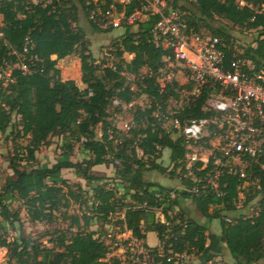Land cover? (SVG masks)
<instances>
[{
	"label": "trees",
	"instance_id": "1",
	"mask_svg": "<svg viewBox=\"0 0 264 264\" xmlns=\"http://www.w3.org/2000/svg\"><path fill=\"white\" fill-rule=\"evenodd\" d=\"M167 1L170 7H179L184 13L188 31L204 35L206 33L202 28L206 27L212 35L229 42L232 38L228 31L223 26L214 27L210 23L216 18L257 31L254 43L243 49V55L257 68H264V13H257L247 5L264 6V0H244L247 4L243 6L237 0ZM77 4L93 30H111L112 26L101 28L91 20L92 0H44L38 3L31 0H0V13L3 15L0 57L6 54L7 44L11 48L21 49L24 39L28 38L34 45L32 53L40 59L35 60L30 74L15 70L14 81L6 88L0 87V133L7 132L9 128L8 133L13 134V141L28 139L24 146L16 144L22 152L18 151L10 158L13 177L0 191V245L7 249L5 264H103L102 259L106 257L109 244L89 227L94 220L102 225L111 224L109 215L117 213L119 209H123V217L115 226L131 230L132 235L139 239H145L146 233L153 231L165 250L170 248L172 252L196 253L208 264L213 258L211 249L215 244L217 247L223 244L233 258L232 264H257L264 259V206L258 215L234 217L231 222L223 219L225 212L234 208L232 198L236 196V178H222L226 187L222 188L224 193L220 196L213 190H201L199 195L182 191L178 194L175 191L176 197L170 198L172 189L146 181L144 172L150 169L164 171L163 166L150 159L157 157V146L168 149L169 159L177 167V162L184 159L181 139H171L155 119L148 118L151 109L136 108L133 117L136 126L128 133L114 129L112 119H109L111 96L125 103L134 97L121 72L136 75L142 67L155 69L166 52L150 41V29L158 16L129 25L126 32L113 41L120 60L114 67L101 69L89 52L84 33L74 28L78 17ZM136 7L137 2H132L126 7L125 14L129 15ZM122 23L125 25L124 21ZM75 52L80 60L83 88H79L73 79L61 78L57 66L58 60ZM125 52L133 54L130 60L122 57ZM53 55L55 58H52ZM144 81L147 85L141 93L156 95L158 101L164 99L156 93L153 78ZM200 102L198 100L195 106L183 111L181 117L206 116L200 110ZM13 114L19 116V122H11ZM145 117L148 120L145 121ZM97 126L101 129L100 136L96 134ZM50 136L62 137L61 158L49 167L39 166L34 163L35 152L40 146L48 144ZM76 143H80L86 156L81 161L70 159ZM136 148L142 154L137 155ZM115 161L119 162V166L114 167L116 178L126 183L122 186L121 195L117 194L112 184L107 186L103 177L93 173L94 166L109 165ZM64 168L73 169L78 177L92 186L90 197L93 201L88 212L80 215L66 212L70 201L88 207L89 198L82 196L80 185L77 191L66 178L60 177V171ZM252 169L255 176L264 175V171L259 172L255 164ZM182 179L185 184H192L190 179ZM261 191H264V179L260 190L249 196L247 201ZM158 193L159 196L156 195ZM126 198L130 202H126ZM184 198H190L197 211L208 220L220 218V233L208 237L207 226L184 218V213L178 210L177 214L168 215ZM12 200L21 203L32 221L52 222L57 217L56 213L60 212L70 220V227H75V231L44 232L42 236L50 235L47 241L51 245L25 237L20 227L19 234L8 239L6 226L14 227V223L20 221V208H10ZM144 203L152 209L163 204V212L171 222L169 231H166L164 224L155 221L154 212L141 207ZM207 239L210 242L205 246ZM162 259L164 264H172L167 263L164 257ZM106 264L139 263L110 257Z\"/></svg>",
	"mask_w": 264,
	"mask_h": 264
},
{
	"label": "built area",
	"instance_id": "2",
	"mask_svg": "<svg viewBox=\"0 0 264 264\" xmlns=\"http://www.w3.org/2000/svg\"><path fill=\"white\" fill-rule=\"evenodd\" d=\"M134 1L138 7L126 15V7ZM237 2L240 6L247 4L244 0ZM92 3L94 7L90 18L101 28L119 27L122 21L137 25L147 17L158 16L150 29V41L166 51L155 69L142 67L136 75L121 72L134 97L128 103L117 98L112 103L126 108L138 95L149 99L143 107L151 109L148 118L155 119L171 139H181L184 159L177 162V167L172 163V170L182 171V177L192 181V184L184 185L186 192L199 195L201 190H213L220 196L224 193L222 188L226 187L222 178H236L238 185L236 196L232 198V212L238 214L225 216V222H231L234 217L245 218L262 212L264 191L250 201L247 198L260 190L264 179V175L255 176L252 169L255 164L259 172L264 171V68H257L246 58L243 49L238 48L233 39L225 42L212 34L188 31L184 13L179 7H170L167 0H92ZM247 5L257 13H264L263 5ZM33 47L28 38L24 39L21 49L7 44L6 54L0 57L1 88L14 81L15 70L22 74L32 72L31 66L35 60H40L32 53ZM146 78H153L156 93L164 99L158 101L156 95L141 93L147 85ZM198 100L201 101L200 110L206 116L182 118V112L195 106ZM148 118L145 117V121ZM135 126L134 121L126 123L122 132L128 133ZM136 153L142 154L139 148H136ZM175 191L171 190L170 198L176 197ZM156 195L159 196V193ZM97 204L98 201L95 202ZM141 207L154 212L155 221L164 224L169 231L171 222L163 212V204L154 209L148 208L145 203ZM168 215L172 216L171 212ZM112 216L111 213L108 219ZM106 227L109 228L105 235L107 240L112 236V225ZM115 228L119 230L117 236L129 233L126 239L130 253L124 261L164 264V257L167 263L189 262L190 253L186 251L165 250L159 242L151 249L143 239L133 236L131 230L119 225ZM102 237L99 234L101 240ZM6 255L7 249L0 245V264H5ZM110 257L109 247L105 262ZM207 263L211 264V261Z\"/></svg>",
	"mask_w": 264,
	"mask_h": 264
},
{
	"label": "rangeland",
	"instance_id": "3",
	"mask_svg": "<svg viewBox=\"0 0 264 264\" xmlns=\"http://www.w3.org/2000/svg\"><path fill=\"white\" fill-rule=\"evenodd\" d=\"M34 1V0H31ZM35 1H44V0H35ZM45 1H51V0H45ZM257 5V4H256ZM78 8V17L77 21L74 23V28L81 30L84 33L85 39L87 41V45L89 48V52L92 55V58L95 60L97 64H99V68H104L105 66H112L114 67L118 61L120 60L116 54L115 47L113 45V41L115 39H118L122 34L126 32V30L130 27L128 24L123 23L119 27H112L110 31L104 32V31H95L92 29L90 24L88 23L87 19L82 15L81 13V7L79 4H77ZM189 14V12H187ZM3 15L0 13V26L3 24ZM210 23L214 27L223 26L225 30L228 31L230 34V38H232L235 41V44L238 46V48L245 49L246 46L251 45L254 43V40L256 36L258 35L257 31L254 29H248L245 27H239L232 25L230 22H228L225 19L222 18H216L214 21H210ZM132 29V26H131ZM202 31L206 34H211V31L208 30L206 27L202 28ZM133 54L124 53L123 58L125 60H130L132 58ZM52 58H54L52 56ZM57 66L60 68V75L63 79H73L75 80L76 84L79 88H83L84 85L81 83L80 80V60L78 58L77 52L62 58L57 61ZM115 99V97H110V105L108 108V112L110 114L109 119H112L113 126L122 127L120 130L114 127V129L119 131H124V124L130 123L133 120L134 112L136 111L137 107H145L149 103V99L145 95H138L136 98H134L132 105L126 108L116 106L112 103V101ZM19 122V116H16L15 114L12 115L11 122L15 123ZM112 126V127H113ZM10 132V129L8 128L7 132L0 133V191L3 190L7 180H9L11 177H13V171L10 168L9 160L10 158L16 154L18 151H21V148L18 147L16 144H20V146H24L28 139L25 138H18L15 141H13L11 138L13 134L8 133ZM10 134V135H9ZM96 134L97 136L101 135V129L100 126H97L96 128ZM62 143L63 139L61 136H50L48 139V144L42 145L39 147V149L35 152V162L39 166H51L54 164L59 158H61L62 153ZM156 158L153 156L150 157V159L155 160V162L159 163L161 166H163L165 169L164 171H160L157 169H150L146 170L144 172V179L146 181H151L158 183L160 185H163L166 188H171L172 190H177L178 194L179 192H186L185 186H188V184H185L182 179V171L177 172L176 170H172V162L169 159V151L167 148H158L156 152ZM86 156L84 155V151L80 148V143H76L74 146L73 153L70 157L72 161H81ZM106 164H99L93 167V173L103 177V182H106V184H112L118 195H121L123 192V184L121 183L118 178H116L115 174V166H119V162H115L113 164L107 165L108 167H105ZM101 169V172H98V170ZM95 170V171H94ZM178 170V169H177ZM172 171V172H171ZM60 177L66 178V180L72 185V187L77 190V186L80 185L83 189L82 196L86 198L88 197V207H85V205H80L76 202L70 201L69 207L66 209V212L69 214H78L88 212L90 209L89 205L93 201L91 194H92V186L87 185L83 179L78 177L73 169L64 168L60 171ZM78 191V190H77ZM183 202L180 201V205L177 206V208L172 211L171 214H174L178 211L183 212L182 214L184 218H191L192 220L203 223L205 226H207V233L208 237L213 234H219L220 233V218H212L208 220L206 217L201 215L196 207L194 202L190 198H184L182 199ZM126 202H130L128 198L125 200ZM252 207V206H251ZM10 208L13 210L20 208V221H17L14 223V227H11L7 225V232H8V239H11L15 235L19 234V227L20 231L24 234L25 237H30L33 240L41 241L44 245H51L47 240L50 235L42 236V234L46 231L52 232L54 230H60V231H66L68 232H74L75 227H70V220L67 218H64V215L60 212L56 213L57 217L54 221L48 222V221H32L28 218V215L25 211V209L22 207L21 203L12 200L10 203ZM178 210V211H177ZM62 212V210H61ZM123 209H119L117 213H114L109 222L112 225L111 234L112 236L105 239V235L108 233L109 228H107L105 225H102L101 222H98L94 220L89 229L96 230L100 235H102V239L109 244V247L111 248V254L112 257H117L121 259L123 262L126 260L127 256L130 253V250L128 249V241L126 239L127 236H129L128 232L123 233L122 236H117V230L115 228L114 224H119L118 220L122 218ZM238 212H232V211H226L225 216H232L236 215ZM1 220V219H0ZM142 229V228H141ZM206 233V234H207ZM205 235V234H204ZM148 241L151 244L156 243L155 234L148 233L147 235ZM144 240V239H143ZM145 241V240H144ZM209 239H207L205 246L208 245ZM211 252L213 253V258L211 259L212 264H232L233 258L229 254L228 250L223 246V244L214 245V248L211 249ZM107 259H102L103 264H106ZM188 264H206L204 263L205 260L200 257L199 254L196 253H190V259H188ZM257 264H264V259H261Z\"/></svg>",
	"mask_w": 264,
	"mask_h": 264
},
{
	"label": "crops",
	"instance_id": "4",
	"mask_svg": "<svg viewBox=\"0 0 264 264\" xmlns=\"http://www.w3.org/2000/svg\"><path fill=\"white\" fill-rule=\"evenodd\" d=\"M53 57L55 58V55H53ZM117 127V126H116ZM117 128H120V127H117ZM108 164H106L105 165V167H108L107 166ZM101 169L102 168H100V170H98V172H101ZM95 171V170H94ZM111 184H107V186H110ZM180 201L181 202H183V200L182 199H180ZM121 216H123V214L121 215ZM108 224H105V226H107ZM153 232V231H152ZM152 232H147L146 233V237H145V242L149 245V246H155L156 244H157V242H158V239H157V236H156V233L155 232H153L154 234H155V238H156V243L155 244H151L149 241H148V237H147V235H148V233H152ZM97 234H99V233H97Z\"/></svg>",
	"mask_w": 264,
	"mask_h": 264
}]
</instances>
